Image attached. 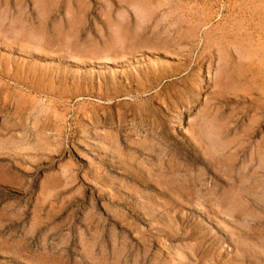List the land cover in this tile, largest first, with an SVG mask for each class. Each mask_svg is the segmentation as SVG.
Instances as JSON below:
<instances>
[{
  "label": "rangeland",
  "instance_id": "1",
  "mask_svg": "<svg viewBox=\"0 0 264 264\" xmlns=\"http://www.w3.org/2000/svg\"><path fill=\"white\" fill-rule=\"evenodd\" d=\"M263 11L0 0V264H264Z\"/></svg>",
  "mask_w": 264,
  "mask_h": 264
},
{
  "label": "bare ground",
  "instance_id": "2",
  "mask_svg": "<svg viewBox=\"0 0 264 264\" xmlns=\"http://www.w3.org/2000/svg\"><path fill=\"white\" fill-rule=\"evenodd\" d=\"M264 12V11H263ZM202 51V50H201ZM203 55H204V53H203ZM198 56H199V54H198ZM201 56V55H200ZM201 58V57H200ZM197 67V66H196ZM158 78V77H157Z\"/></svg>",
  "mask_w": 264,
  "mask_h": 264
}]
</instances>
